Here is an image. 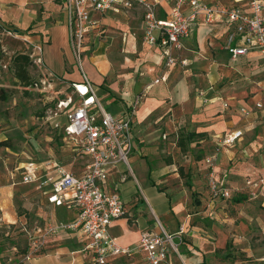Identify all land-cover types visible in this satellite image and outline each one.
I'll return each mask as SVG.
<instances>
[{"label":"crops","instance_id":"crops-1","mask_svg":"<svg viewBox=\"0 0 264 264\" xmlns=\"http://www.w3.org/2000/svg\"><path fill=\"white\" fill-rule=\"evenodd\" d=\"M8 1L0 0V22L12 24L14 27L8 29L14 30L17 37L19 30L36 27L35 33L25 38L33 47H40V64L48 74L62 77L71 85L85 78L99 104L106 105L108 110L103 109L116 118L124 117L137 99L131 121L134 153L129 159L137 177L164 194L167 203L159 210L161 223L149 204V213L139 209L143 198L122 199L119 186L126 183L128 176L118 163L109 169L103 189L119 194L124 214L108 225V233L120 245L132 247L141 233H159V226L175 233L183 225L178 255L170 251L161 264H246L238 257L240 251L252 257L249 264H264V251L251 242L255 232H264V56L251 50L233 58L224 48L225 26L198 21L184 40L181 57L186 65L164 68L159 49L142 41V10H108L92 14L97 23L84 37L81 57L93 52L91 62L86 63L93 77L89 79L83 66L78 71L73 69L75 58L69 46L63 0L55 4L59 15L46 14L37 20L32 7L53 8L51 0H13L15 5ZM167 8L166 3H161L157 17L163 18ZM133 11L138 13L137 18L131 15ZM155 79L159 81L154 83ZM257 102L260 107L255 106ZM241 108L249 113L243 114ZM233 131H240L241 135L220 148L213 167L216 183L227 188L230 197L216 199L208 190L205 158L220 137ZM179 138L185 139L183 149L177 144ZM69 146L74 154V141H69ZM186 150L187 156L183 155ZM49 159L74 174L83 170L70 169L53 157ZM3 164L0 228L19 223L20 233L12 237L0 229V264H90L88 239L81 232L68 229L42 233L48 224L75 220L77 212L67 204L70 191L58 194L61 203L56 204L50 200L49 188L23 184L31 193L21 195L20 207L15 208L13 199L18 184L13 175L10 177L3 170ZM23 167L16 169L17 179ZM131 175L134 177L133 172ZM143 197L147 201L145 194ZM22 236L24 245L19 239ZM247 241L252 248L250 243L244 244ZM108 264L147 263L143 252L135 251L111 257Z\"/></svg>","mask_w":264,"mask_h":264},{"label":"built area","instance_id":"built-area-1","mask_svg":"<svg viewBox=\"0 0 264 264\" xmlns=\"http://www.w3.org/2000/svg\"><path fill=\"white\" fill-rule=\"evenodd\" d=\"M161 3L168 6L163 18L157 17ZM63 6L68 18L69 46L75 59L81 57L85 34L97 23L92 18L93 13L130 11L135 8L142 10V41L159 49L164 68L175 65L183 68L186 65V60L181 57L184 40L198 21L225 26L224 48L233 58L244 56L251 50L264 56V0H237L228 6L204 0H63ZM4 31L17 37L12 29L4 28ZM33 48L38 53L35 55L37 62L41 63L40 47ZM158 81L155 79L154 83ZM72 86L79 99L71 108V101L60 102V106L66 109L61 131L63 137L74 141L75 149L87 158L82 172L74 174L51 159L30 163L20 172L22 184H35L38 189L49 188L52 192L50 200L56 204L61 203L58 194L64 191L71 193L67 204L75 208V220L48 224L43 235L68 229L81 232L88 239L86 247L90 252V264H108L111 257L130 255L135 251L143 252L147 264L163 263L170 251L178 255L183 225L175 233H169L161 226L159 233H141L132 247L120 245L107 231L114 219L123 216L124 209L119 194L105 191L103 185L109 169L118 163L128 164V155L133 149L131 121L137 99L124 117L116 118L99 104L91 84L85 78ZM255 106L260 107L261 104L257 102ZM240 111L245 115L249 113L242 108ZM54 126L58 127L57 124ZM240 135V131L224 134L205 158L209 169L208 190L213 198L230 197L229 190L216 183L213 167L220 148L232 144ZM35 245L34 249L37 248Z\"/></svg>","mask_w":264,"mask_h":264},{"label":"rangeland","instance_id":"rangeland-1","mask_svg":"<svg viewBox=\"0 0 264 264\" xmlns=\"http://www.w3.org/2000/svg\"><path fill=\"white\" fill-rule=\"evenodd\" d=\"M213 1L227 6L233 4L232 0ZM49 3L53 8H48L50 6H47V8L32 7V15L36 17V20L41 19L46 14L49 17L59 15V11L55 7L57 0H51ZM8 4L15 5L16 2L10 0ZM63 12L64 15L66 12L65 8ZM133 12L131 15L137 18L139 16L138 13ZM9 27L14 26L9 22H0V88L8 93V100L0 102V141H4L7 144V146H0V168L5 162L3 170L8 172L10 177L13 175V181L18 184L15 186L16 194L13 199L14 207L18 208L21 203V195H30L31 193L30 189H28L29 187L21 184L20 179L16 178V171H18L16 169L18 167H23V165L30 163H41V161L53 157L70 169L82 170L85 167L87 158L79 150H75L74 154H72L69 146V141L72 140L63 137L62 127L57 128L54 126L55 122L59 123L60 126L65 124L66 109L64 106H60V102L69 103L71 100L78 98L74 87L68 80L62 77L56 78L48 74L45 68L37 62L33 54L35 52L34 48L25 38L27 35H33L35 33L33 30L36 27L30 25L27 29L19 30L18 37H12L4 31V28L7 29ZM18 54L28 55L31 61L27 66L31 77V85L23 86L13 74L12 60ZM92 55L93 52L92 54L87 52L84 59L82 57L75 59L73 65L75 71H78L77 68L80 69L83 66L84 72L89 79L93 77H91L89 66L86 63L91 62ZM75 74L77 76L80 75L79 72ZM102 106L105 110H108L106 105L102 104ZM59 135H62V137ZM133 153L131 151L128 155L129 167L123 163L118 167L124 171L123 174L125 176H128L126 183L119 186L120 195L125 200H129L134 196L143 198V201L138 203L139 209L149 213L150 205L154 208L157 215H159L160 208L167 203L166 198L164 194L152 188L150 184L146 186L137 177L134 163L129 159ZM188 154V150L183 152V155L187 156ZM165 157L167 161V155ZM169 159L172 160L170 156ZM131 172H133L134 177L131 175ZM144 194L147 196L148 202L144 199ZM227 200L229 199L227 198ZM158 219L162 223L163 219L160 215ZM19 226V223L13 226L4 224L0 229L4 232L7 231L9 235L15 237L20 233ZM28 232L30 233L29 230ZM252 236L254 240L251 239V242L259 245L257 247H260L264 251V232H259L257 235L255 232ZM19 239H21V244L24 245V236L19 237ZM251 242L247 241L244 244L247 246L250 243L252 248ZM228 248L229 243H227L226 250ZM244 254V252L240 251L238 254L240 260L246 264L251 263L250 259L252 257H246Z\"/></svg>","mask_w":264,"mask_h":264},{"label":"trees","instance_id":"trees-1","mask_svg":"<svg viewBox=\"0 0 264 264\" xmlns=\"http://www.w3.org/2000/svg\"><path fill=\"white\" fill-rule=\"evenodd\" d=\"M30 63H31V61H30L28 55H25V54H18L12 60L13 74L23 86H28V85L32 84L31 83V77H30L28 69H27V66ZM78 99L79 98H77L75 100H71V102L69 104V108L74 106L77 103ZM7 100H8V93L4 89L0 88V102H6ZM59 136L62 137V135H59ZM186 138L188 139V137H186ZM184 142H185V139L179 138V140L177 141V144L183 149ZM0 146H7V144L4 141H0ZM226 247H227V245H226ZM0 249H1V247H0Z\"/></svg>","mask_w":264,"mask_h":264},{"label":"bare ground","instance_id":"bare-ground-1","mask_svg":"<svg viewBox=\"0 0 264 264\" xmlns=\"http://www.w3.org/2000/svg\"><path fill=\"white\" fill-rule=\"evenodd\" d=\"M80 89H81V91H83V88L82 87H80Z\"/></svg>","mask_w":264,"mask_h":264}]
</instances>
